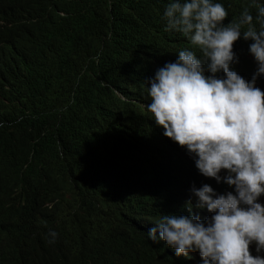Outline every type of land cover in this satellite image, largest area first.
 I'll list each match as a JSON object with an SVG mask.
<instances>
[{
    "label": "trees",
    "instance_id": "1",
    "mask_svg": "<svg viewBox=\"0 0 264 264\" xmlns=\"http://www.w3.org/2000/svg\"><path fill=\"white\" fill-rule=\"evenodd\" d=\"M169 2L0 0V264H201L147 237L161 214H188L191 186L232 191L195 170L147 111L154 70L183 48L199 55L165 31ZM219 2L224 23L247 8L254 25L264 4ZM249 43L233 42L230 65L245 80Z\"/></svg>",
    "mask_w": 264,
    "mask_h": 264
},
{
    "label": "clouds",
    "instance_id": "2",
    "mask_svg": "<svg viewBox=\"0 0 264 264\" xmlns=\"http://www.w3.org/2000/svg\"><path fill=\"white\" fill-rule=\"evenodd\" d=\"M227 15L219 0L165 5V31L181 33L199 55L183 48L157 67L147 78L146 108L162 135L184 147L195 170L232 191L191 186L188 214H161L147 237L163 240L176 256L196 251L201 264H264V202L258 199L264 195V84H255L257 74L264 77V4L255 25L247 8L224 23ZM238 38L251 39L247 50L256 62L247 80L230 67L237 62L232 47ZM201 208L210 215L192 213ZM47 235L54 243L56 231Z\"/></svg>",
    "mask_w": 264,
    "mask_h": 264
},
{
    "label": "bare ground",
    "instance_id": "3",
    "mask_svg": "<svg viewBox=\"0 0 264 264\" xmlns=\"http://www.w3.org/2000/svg\"><path fill=\"white\" fill-rule=\"evenodd\" d=\"M170 139V138H169ZM173 142V141H172ZM170 144V143H169ZM191 163V162H190ZM192 164V163H191ZM178 165V164H177ZM175 172V171H174ZM264 198V195H262V196H260L258 199H259V201L261 200V199H263ZM204 213V212H203ZM201 215V214H200ZM249 251H250V254H252V255H255L256 253H255V251H254V244H250L249 245ZM255 253V254H254ZM262 256H264V253H262Z\"/></svg>",
    "mask_w": 264,
    "mask_h": 264
},
{
    "label": "rangeland",
    "instance_id": "4",
    "mask_svg": "<svg viewBox=\"0 0 264 264\" xmlns=\"http://www.w3.org/2000/svg\"><path fill=\"white\" fill-rule=\"evenodd\" d=\"M262 200L264 201V198L260 200V202L262 203ZM263 204V203H262Z\"/></svg>",
    "mask_w": 264,
    "mask_h": 264
}]
</instances>
